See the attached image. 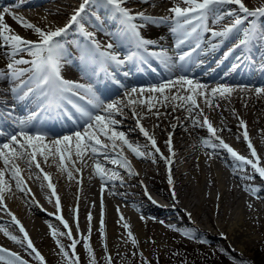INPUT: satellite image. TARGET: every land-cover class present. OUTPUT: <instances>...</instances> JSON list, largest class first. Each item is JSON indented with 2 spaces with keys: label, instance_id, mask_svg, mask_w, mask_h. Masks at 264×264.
<instances>
[{
  "label": "bare ground",
  "instance_id": "1",
  "mask_svg": "<svg viewBox=\"0 0 264 264\" xmlns=\"http://www.w3.org/2000/svg\"><path fill=\"white\" fill-rule=\"evenodd\" d=\"M56 2H60V0H23L21 6H14V4L20 5V1L0 0V11L8 7L16 15L23 17L42 29H54L67 23L69 17L79 7L82 0H79V3L75 5L72 1H65L63 6L56 4ZM174 2L179 3V0H148L147 3H143L141 0H129V3L125 6L134 12L143 11L152 16H161L169 14L168 8L173 6ZM243 2L250 9L264 6V2L262 3L261 0H243ZM72 6L74 7L70 10ZM180 6L186 5L181 4ZM227 7L236 6H225L224 10ZM88 11L91 12L92 9ZM105 19L106 28L115 27L111 16H106ZM232 19L234 17H226L213 23L215 20V14L213 13L209 15L208 26L218 27L219 30L224 25L231 23ZM5 22L14 33L25 39L33 41L38 39L37 34L32 29L23 27L11 15H5ZM82 23L85 24L88 31L96 32L97 38L102 43L108 42L106 35L97 31L88 17H85ZM171 27H173L171 23L151 26L144 30V35L159 41V44L167 48L174 58L176 52L182 50L183 46L179 49L174 47L176 36L170 31ZM256 27L258 31L264 33V18H257ZM238 38L239 33H234L217 51L208 55H198V58L193 57L196 60H200L197 67L193 70H190L191 68L189 67L188 70H183L180 74L178 72L176 74L172 73L171 77L169 71L165 72L161 77L151 76L147 84H135L134 80H126L121 82L124 87L110 85L109 83L103 86L107 91L114 90L116 92L114 96H111V94L102 96L105 102L115 99L123 101V114L116 116V119L120 121V124L116 126L117 130L123 131L126 135L134 134L140 138L130 142L134 146L139 145L147 153H151L150 156L146 155L140 159L129 149L128 152L124 151L118 143L119 147L115 151L119 153L122 149L123 156L130 161L131 167L137 175H129L126 169L104 160L102 155L93 157L89 153L84 158L86 163L77 161L76 168L81 169L79 173L72 168L71 164L67 165L73 172V178L69 179L67 173L63 172L59 167L58 156L55 158L49 157L47 162L42 157H38L40 167L50 175L55 185V191L60 198V212L58 213L55 197L51 196V191L47 188V181L43 180V174L40 169H37L34 165L29 169L23 161H17L24 181L21 185L25 189L24 191L16 187L15 180L12 179L6 169L5 180L10 190L5 191L7 211L0 209V228L16 235L18 241H12L4 232L0 231V247L15 253L23 252L24 256L30 259V263L27 264H40L35 253L27 248V243L19 242L23 240V234L19 231V226L12 221V217L8 212L14 214L20 224L23 225L34 247L44 257L45 264H55V261H58V257H61L60 254L62 253L56 243L57 239L63 244L69 254L72 251L69 247L72 240L67 235H60L61 233H66L67 229L57 219V216H62L67 221L72 231V237L79 241L75 247V252L79 257V264H89V255L83 246L81 235L89 236V243L93 250L96 264L101 262L102 258L106 260V255L116 257L125 253L128 242L136 249L138 254H140L139 247L146 248L150 252L155 251L157 248L163 249L167 245L164 242V238L160 235L168 229L178 232V235L180 234L183 239L188 237L184 236L182 231L194 233L195 235L191 239L196 240L199 245L203 242L202 238L211 240L209 233L221 234L219 239L212 241L213 244L219 243V245L222 244L224 246L230 244L236 250L250 246L253 241L255 242L257 236H262L264 234V179L254 173L251 166H241L225 149L212 148L202 144L201 141L203 139H210L213 143L219 142L210 136L206 126L193 127L192 120L188 118L187 106L181 108L178 106L179 102L171 99L174 94L186 95L187 93L183 90L179 93H176L175 90H166L163 95L169 98L167 102L163 100L159 93L149 92L136 93L130 98H125V92L134 86L147 88L152 85L151 82L159 84L162 81L169 78L174 79L182 74L207 84L210 88L215 87L217 83H227L236 88V90L224 97L217 95L212 99L211 108L204 103L202 97H197V103L200 105V109H203V115H199L200 109H195L192 115H196L197 119L201 121L203 116H207L217 129V135L225 143L239 154L249 159H254L251 157L247 142L243 138L244 132L240 126V120L242 119L245 122L253 120L257 124L264 126V121H262L264 120V94L257 95L255 92V88L264 87V46L257 43L252 47L250 53L240 61L236 59L240 55L239 51L227 58H222V53L236 43ZM75 39L83 41L78 26L70 29L64 37L67 45H70ZM207 40L208 36L203 37L205 46H207ZM8 61L9 57L5 55V49L0 48V71H5V65ZM217 61H220V63H217ZM234 63L238 64V67L224 78L222 74L228 72ZM126 67H129L128 64ZM81 73L77 74L76 71L67 69L64 65L62 67V75L65 79L87 84L85 78H89L88 72L81 70ZM98 73L102 74V72ZM202 73L205 74L202 75ZM237 77L238 81L235 82L236 80L233 79ZM16 82L18 83V81ZM11 83L10 79L0 78V109L2 111H5L7 107L9 110L18 100L10 92ZM240 85L245 86L243 90L238 87ZM149 97L151 98L150 103L153 105L151 111H149L148 107ZM129 99L134 100L135 103L129 105ZM21 103L24 109L14 114L12 119L15 123L20 118L28 115L29 108L33 102L31 100H23ZM80 103L81 105L84 104L83 102ZM217 104L219 107H216ZM174 108L175 110H173ZM224 110L227 115L223 113ZM133 111L138 114L137 117L133 116ZM157 112L159 116L156 115ZM72 117L77 119L78 124L73 122L62 123L59 126L65 132L58 134L48 133L47 139L53 140L76 130L82 131L84 121L79 119V114L76 111ZM137 118H140V123L155 138L156 142L158 140L162 141L163 145H160L159 149H161L163 155L157 154L140 132L136 124ZM172 124H177L178 126L173 129L171 127ZM66 125L68 127H65ZM3 126L4 130L2 132L4 134L0 135V144L7 142L8 135L17 131V128H13L8 133H5L8 124H3ZM257 131L258 129L254 130V132ZM169 132L172 133L173 153H169L168 145L166 144ZM247 132L251 143L257 151V155L261 158V166H264V138L260 140L249 131ZM99 138L102 143H107L111 146V143L102 135ZM108 151L112 152L113 150L109 147ZM168 157H171L172 160L170 166L165 159ZM72 159L76 160L74 153ZM96 160H100L106 169L115 170L123 181L122 183L121 180L108 182L103 192V240L100 234L102 181L94 173L93 165ZM147 162L155 163L157 167L152 169V166H149ZM0 168H4L3 161H0ZM169 168L173 181L171 186L169 185ZM152 175L156 176L157 179L151 180L150 176ZM252 187L258 188L259 191L253 194L250 190ZM173 189L175 198L172 195ZM209 190L212 192H209ZM145 191L149 195H145ZM149 196L151 199H149ZM77 208L78 213L76 211ZM89 213L92 216L91 224H89L88 220ZM77 216L79 232L77 231ZM121 216L123 220H121ZM141 216L144 219H141ZM160 221L164 223H160ZM124 223L130 226V230L137 241L136 245L131 243L128 237V230L123 227ZM89 228H91L90 232ZM52 230L58 233L55 239L52 236ZM124 230L125 234H123ZM210 240L206 241L205 245L203 244L204 249L209 252L213 250L209 248ZM16 245L18 246L17 249ZM188 247L191 248L190 246ZM63 259L67 263L64 256Z\"/></svg>",
  "mask_w": 264,
  "mask_h": 264
},
{
  "label": "snow or ice",
  "instance_id": "2",
  "mask_svg": "<svg viewBox=\"0 0 264 264\" xmlns=\"http://www.w3.org/2000/svg\"><path fill=\"white\" fill-rule=\"evenodd\" d=\"M141 2L147 3L148 0H141ZM127 3H129V0H82L79 7L69 17L67 23L62 27H55L54 29H42L23 17L16 15L8 7L0 11V48L5 49V55L9 57L6 70L0 71V78L12 81L10 92L16 99L20 101L31 100L35 106L34 111H29L26 117L20 118L16 122L17 131L8 135L7 142L0 144V161H3L4 164V168H0V209L7 211L5 191L10 190V187L5 180L6 169L12 179L15 180L16 187L21 191L25 190L21 187L24 181L17 161H23L29 169L33 165L37 169H40V172L43 174V180L47 181V188L51 191V196L55 197L56 209L59 213L60 198L55 191V185L50 175L40 167L38 157H42L47 162L49 157L55 158L58 156L60 169L67 173L69 179H72L73 172L67 165L71 164L72 168L79 173L81 169L76 168V163L77 161L86 163L84 158L89 153L93 157L102 155L104 160L126 169L129 175H137L132 169L130 161L123 156L122 149L119 153L115 151L119 147L118 142L126 145L137 158L142 159L146 155H151V153L146 154L144 151H141L139 145L134 146L128 140L126 133L117 130L116 126L120 124V121L116 119V116L123 114V101L121 99L105 102L102 99L103 93L100 91L101 85L99 81L95 85L91 83L83 84L65 79L62 75V67L67 63V58L70 55L64 37L74 26H78L83 37V43H77L76 47L85 69L89 65H100L106 77L113 80L120 87H124V85L119 79H116V73L117 71H122L125 77L131 75L130 71L124 70L130 61L139 59L147 62L149 58H155L168 69L170 77L173 69L177 68V61L170 54V51L162 47L159 41L144 35V30L151 26L171 23L173 27H171L170 31L176 36L174 47L179 49L184 45L189 46L187 51L178 53V61L181 62L179 63V70H183L193 57L198 58V55H208L220 49L234 33H239V38L236 43L223 52L222 58H227L239 51L240 55L236 59L240 61L250 53L252 47L257 43L264 46V33L258 31L256 27L257 18H264V6L250 9L245 5L243 0H179V3L174 2L173 6L168 8V15L152 16L143 11L134 12L125 6ZM22 4L23 0H20V5L14 4V6H21ZM181 4L186 6L182 7L180 6ZM225 6L236 7H227L224 10ZM89 9H92V11L89 12ZM213 13L215 14L213 23L221 21L226 17H234V19H232L231 23L217 30L208 27L209 15ZM6 14L11 15L23 27L32 29L37 34L38 39L36 41L28 40L14 33L5 22ZM106 16L113 18V25L115 27H105ZM85 17H88L93 22V26L97 31L103 32L109 38L107 43H102L97 38L96 32L87 30L85 24L82 23ZM205 34L208 36L207 46L203 42ZM125 46H128L129 49H134V51L122 54L121 49ZM20 53H27L30 59L20 56ZM217 63H220V61H217ZM22 64H27L29 67L22 68L20 67ZM237 67L238 64L234 63L231 69L224 73V76L227 77ZM238 87L243 90L245 86L240 85ZM166 90H175L176 93L183 90L187 93L186 95L174 94L171 99L179 102L178 106L181 108L187 106V111L189 112L188 118L192 120L193 127L206 126L210 136L219 142L213 143L210 139H203L201 141L203 145L225 149L241 166H251L254 173L258 174L261 179H264V166H261V158L257 155V151L249 139L244 120H240V126L245 129L243 138L247 142L251 157L254 159H249L239 154L230 145L225 143L217 135V129L207 116H203V120L201 121L197 119L196 115H192L195 109H200L197 97H202L204 103L211 108L212 99L217 95L220 97L230 95L236 88L227 83H217L215 87L210 88L209 85L182 74L176 76L174 79L169 78L159 84L149 85L147 88L134 86L125 92V98H130L136 93L143 94L144 92H149L159 93L163 100L167 102L169 98L163 95ZM255 92L257 95L264 94V87L255 88ZM77 99L85 103L83 105L76 103ZM150 101L151 98L149 97V111L153 107ZM128 103L131 105L135 101L129 99ZM69 105L79 114V119L84 121L83 130H76L70 134L48 140V133L38 127L36 121L42 115L54 116L57 113L63 112L73 120L74 124H78L77 119L66 111ZM216 107H219V105L217 104ZM233 114L235 115V113ZM156 115L159 116V113L157 112ZM199 115H203V109H200ZM133 116L137 117L138 114L133 111ZM136 124L140 132L150 142L152 148L155 149V152L159 153L160 150L157 147L155 138L149 135L148 131L140 123V118H137ZM177 126V124L171 125L173 129ZM3 134V132H0V135ZM101 135L111 143L112 152L108 151L109 145L107 143L101 142L99 138ZM168 137L166 144L168 145L169 153H173L171 132L168 133ZM73 153L76 160L72 159ZM165 159L166 163L170 166L172 164L171 157ZM93 169L94 173L102 181L100 234L103 240V192L108 182L121 180L122 183L123 181L115 170L106 169L100 160H96ZM172 183L171 170L169 168V185L171 186ZM250 190L253 194L259 191L256 187H252ZM145 195H149L147 191H145ZM172 195L175 198L174 189ZM149 199H151L150 196ZM76 211L78 213V208ZM8 214L12 217V221L19 226V231L23 234V240L19 242H26L27 248L35 253L40 264H45L44 257L34 247L23 225L20 224V221L14 214L10 212ZM57 219L67 229L66 233H61L60 235H67L72 240L69 246L72 249L71 254H69L58 239L56 243L67 264H79V257L75 252L76 244L79 241L72 237V231L67 221L62 216H57ZM76 219L77 231L79 232L78 216ZM141 219H144V217L141 216ZM88 220L89 224H91V213H89ZM121 220H123L122 216ZM160 223L164 222L160 221ZM123 227L128 230V237L131 243L136 245L137 241L130 230V226L124 223ZM0 231L4 232L12 241H18V237L9 233L6 229L0 228ZM90 231L91 228H89ZM182 234L188 238H193L195 235L194 233L184 231H182ZM57 235L58 233L52 230L54 239ZM81 240L89 255V264H96L94 253L89 243V236L81 235ZM105 258L108 264H111V257L106 255ZM0 261H3L4 264H27L18 253L3 247H0ZM145 264H147V261H145Z\"/></svg>",
  "mask_w": 264,
  "mask_h": 264
},
{
  "label": "rangeland",
  "instance_id": "3",
  "mask_svg": "<svg viewBox=\"0 0 264 264\" xmlns=\"http://www.w3.org/2000/svg\"><path fill=\"white\" fill-rule=\"evenodd\" d=\"M65 1H72L74 3V5L76 3L77 4L79 3V0H64V1L60 0V2H56V4L63 6V5H65ZM261 1H262V3L264 2V0H261ZM58 7H60V6H58ZM58 7H57V9H59ZM73 7L74 6H72L70 8V10H72ZM223 113L225 115H227L225 110L223 111ZM262 121H264V120H262ZM127 122L130 123L129 121H127ZM245 124H246L247 131L252 133V135H255L256 138L263 140V138H264L263 137L264 126L262 124H257L253 120H251V121L249 120V121L245 122ZM259 127H260V130H259ZM129 128H131V127H129ZM257 129H258V131L254 132V130H257ZM244 130L245 129L243 128L242 131L244 132ZM127 137L129 139V141H135V140L140 139V138L136 137L134 134L127 135ZM195 137L197 138V136H195ZM118 143L124 151L128 152V148L126 145H123L120 142H118ZM156 143H157L158 148L160 145H163L161 140H158V142H156ZM149 144H150V142H149ZM109 147L111 148L110 145H109ZM153 150L155 151V149H153ZM159 150H160L159 153H157V152L156 153L163 155L161 149H159ZM141 151H144L147 154V152L145 150L141 149ZM147 156H150V155H147ZM147 163L149 166H152V169H153V167L154 168L157 167L155 163H152V162H150V163L147 162ZM152 176H150L151 180L152 179L154 180V178H155V180L157 179L156 176L155 177H154V175H152ZM158 177H159V175H158ZM209 192H212V191L209 190ZM125 233L126 232L124 230L123 234H125ZM172 235H173V237H172ZM160 236L164 238V242L166 243L167 247H165L163 249L157 248L153 252H150L146 248L139 247V249H140L139 253L140 254H138L136 249L134 247H132V245L128 242L130 245L128 243L126 244V248H125L126 252L120 256L111 257V264H145V261H147V264H264V234H262V236H260V237L257 236L255 242L253 241L250 244V246H247L241 250H239V249L236 250L230 244L227 246H224L222 244L219 245V243L213 244V242H212L213 240L219 239L221 237V234H215L213 232L209 233V237L211 238V240L209 238H205V239L202 238L203 239V242L201 243L202 245L201 244L199 245L196 242V240L191 239V238L183 239L180 234L178 235V232L170 230V229L161 233ZM208 240L211 241V242H209V248L211 250L213 249L211 252L204 249V245H205L204 243H206V241H208ZM238 245L240 247H243L241 244H238ZM188 246H190L191 248H189ZM15 247H16V249L18 248L17 245ZM215 250H217V251H215ZM18 254L23 260H25L27 263H30V259L26 258L24 256L23 252L22 253L18 252ZM60 255H61V257H58V261H55V264H67L64 261L62 254H60ZM229 256L230 257L232 256V257L227 258ZM233 260H235V261L233 262ZM0 264H4V262L0 261ZM98 264H108V261L105 260L104 258H102L101 262H99Z\"/></svg>",
  "mask_w": 264,
  "mask_h": 264
},
{
  "label": "trees",
  "instance_id": "4",
  "mask_svg": "<svg viewBox=\"0 0 264 264\" xmlns=\"http://www.w3.org/2000/svg\"><path fill=\"white\" fill-rule=\"evenodd\" d=\"M235 260H233V262H234Z\"/></svg>",
  "mask_w": 264,
  "mask_h": 264
}]
</instances>
